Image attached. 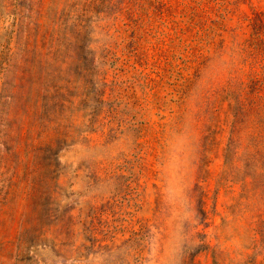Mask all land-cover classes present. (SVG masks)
<instances>
[{
  "label": "rangeland",
  "instance_id": "1",
  "mask_svg": "<svg viewBox=\"0 0 264 264\" xmlns=\"http://www.w3.org/2000/svg\"><path fill=\"white\" fill-rule=\"evenodd\" d=\"M263 107L264 0H0V264H264Z\"/></svg>",
  "mask_w": 264,
  "mask_h": 264
},
{
  "label": "trees",
  "instance_id": "2",
  "mask_svg": "<svg viewBox=\"0 0 264 264\" xmlns=\"http://www.w3.org/2000/svg\"><path fill=\"white\" fill-rule=\"evenodd\" d=\"M251 105H253V102L252 101H250L248 103L247 111H249L250 109L253 108V107H250ZM258 106H259V103L257 104V107ZM261 119H262L261 122L264 124V107L262 109ZM263 124H262V126H263V130H264V125ZM244 150L247 152V155H249V157L256 158L257 161L259 162V164L261 163V161L264 158V148H262V149H252V150H249L248 147L246 146ZM258 167H260V165Z\"/></svg>",
  "mask_w": 264,
  "mask_h": 264
}]
</instances>
